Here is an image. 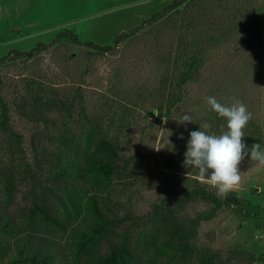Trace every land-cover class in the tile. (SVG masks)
<instances>
[{
	"label": "rangeland",
	"instance_id": "1",
	"mask_svg": "<svg viewBox=\"0 0 264 264\" xmlns=\"http://www.w3.org/2000/svg\"><path fill=\"white\" fill-rule=\"evenodd\" d=\"M172 2L0 0V58L7 55L0 65V214L10 212L22 227L0 234V251L7 250L0 264H34L27 257L42 245L53 254L49 264H86L79 241L96 221L85 210L93 193L113 207L118 225L109 238L134 255L126 264H195L200 255L204 264H264V164L244 158L240 184L223 196L197 169L182 166L191 131L204 124L209 134L227 130L209 96L244 102L264 146V0H188L166 8ZM67 30L83 43L111 48L60 34ZM36 47L33 56L20 54ZM184 114L193 121H179ZM7 125L22 150L20 160L14 157L20 179L8 194ZM101 136L116 139L128 162L122 159L96 191L60 167L74 173L86 140ZM196 188L241 201L220 207L180 201ZM71 192L80 198L77 207ZM34 201L51 206L48 220L29 218ZM170 211L196 228L189 243L200 253L192 262L180 252L155 253ZM201 215L208 218L198 225ZM99 237L93 242L101 239L104 250L108 235Z\"/></svg>",
	"mask_w": 264,
	"mask_h": 264
},
{
	"label": "trees",
	"instance_id": "2",
	"mask_svg": "<svg viewBox=\"0 0 264 264\" xmlns=\"http://www.w3.org/2000/svg\"><path fill=\"white\" fill-rule=\"evenodd\" d=\"M187 1L188 0H173L172 4L168 5L166 8L177 7L183 5ZM163 12L155 14L152 18H158ZM60 34L70 36L78 43H83L79 39L78 35H76L71 30L61 32ZM127 35V32L118 35L115 38L114 45L121 42L125 37H127ZM85 43L93 45L101 50L111 48V46L101 47L92 42ZM36 50H38L37 47L28 52L20 53L17 50L15 52L25 54L27 56H33ZM6 56L0 58V65L7 58ZM221 119L222 118H220V122L223 121ZM3 130L8 131L9 133L11 132V139L9 140V143L11 144V147H13V151L11 152L13 156L10 160V163L6 167L7 173L4 176V183L6 186L5 189L8 194L11 192V189L14 188L16 179H20L19 176H17L19 173L14 169V161H16L14 160V157H17V161L20 160L18 154H20L22 150L20 140L15 137V133L12 131L11 127L8 125L4 126ZM244 133L243 141L249 146V148H251L253 143H260L262 145L263 136L261 128L254 120L249 121L248 125L244 129ZM88 139H90V137H88ZM86 142L87 145L82 152V158L78 159V162L73 166L74 173L70 172L68 166L66 165L60 167L62 170L61 173L77 180H82L89 186V188L98 191L108 184L110 177L116 172V170L121 168L120 162L122 159H125L122 155L123 147L116 139L110 138L108 136H101L92 143H89L88 140H86ZM125 160L128 162V159ZM73 194L74 193L71 192V196H73ZM9 197L6 195L5 201L9 199ZM107 199V196H100L98 193H93L90 195L85 204L86 212L91 214L96 219V221H94V226H92V233H82L81 240L79 241V249L86 255V264H126L127 260L134 259V255L124 245L123 241L118 242L109 238V231H111V235L116 234V226L118 225V221H116V215L114 216L115 219L112 218L115 213L113 212V207L107 204ZM200 199L204 201H211L216 205V207H220L223 204H229V202L232 204H238L241 201L237 197H233L231 199L228 197H217L213 193L203 188H196L193 191H190L180 201L187 202L190 200ZM79 200L80 198L78 196H73L72 204L74 207H77V202ZM79 208L80 210H84L82 204L79 206ZM109 211L111 214H113L112 216L109 214ZM34 214L38 215L39 218L48 220V218L51 216V206L48 205L46 201H43L41 204L37 201H34L33 206L29 209V218L30 215ZM201 216L203 217L196 220L198 225L203 219L208 218L206 217L207 215ZM14 218L15 217L12 216L10 212H3V214H0V234L12 231L14 232L15 229L18 228V225V231L21 230L22 227L20 223ZM159 232L161 233L162 240L157 244H154L156 248L155 253L157 252V256L168 255L171 252H180L182 255H184L183 258L185 261H187V258L189 257V261L192 262L194 260L193 255H199L200 250L195 246H191L189 243V238L196 234L195 226L191 229L185 227L180 221V218H178V216L173 213V211L168 212L162 217V224ZM95 235H100L99 238H104V236L108 235L106 241L107 246L104 250L98 245V243L101 242V239H98L97 243L93 242V237ZM46 249L47 245H42L36 249H33L31 255L27 257L28 261H31L34 264H49V261L53 258V254L52 252H47ZM6 253L7 250L2 248L0 251V259H3ZM152 256L154 257L153 254ZM200 258V260L197 258L195 264H204V262L207 263L205 255H200ZM199 261H201V263ZM13 264H16V261H14Z\"/></svg>",
	"mask_w": 264,
	"mask_h": 264
},
{
	"label": "clouds",
	"instance_id": "3",
	"mask_svg": "<svg viewBox=\"0 0 264 264\" xmlns=\"http://www.w3.org/2000/svg\"><path fill=\"white\" fill-rule=\"evenodd\" d=\"M207 104L219 117L226 120V131L220 135L209 134L202 130L207 124L199 125L198 130L189 133L187 150L182 166L194 168L201 177H207L218 196L233 190L240 184L241 175L238 165L244 158L264 164V146L253 143L249 146L243 141L244 129L253 119V113L247 105L236 100L231 105L218 102L216 97H207ZM181 122H192L190 114H184ZM183 139V136H181Z\"/></svg>",
	"mask_w": 264,
	"mask_h": 264
}]
</instances>
